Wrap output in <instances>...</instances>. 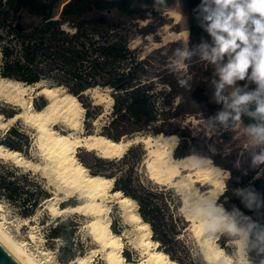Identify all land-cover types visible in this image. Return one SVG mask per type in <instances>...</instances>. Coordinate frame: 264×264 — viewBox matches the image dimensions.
<instances>
[{"label":"rangeland","instance_id":"obj_1","mask_svg":"<svg viewBox=\"0 0 264 264\" xmlns=\"http://www.w3.org/2000/svg\"><path fill=\"white\" fill-rule=\"evenodd\" d=\"M134 4L140 7L150 6L141 3L139 0H134ZM154 8L156 12L153 15L142 18L118 15L117 12L109 13L114 19L123 22L120 33L123 36L129 35L128 47L134 50L139 58L144 57L152 50H159L150 57L147 66L149 72L143 78L148 82L146 92H148L151 102L152 122L143 127H137L124 119L112 121L115 117V110L112 108V88L96 85L81 92L79 97L75 95L82 107V102H90L91 104L89 109L91 113L88 118L85 116V108L83 107L84 112L78 134L96 133L111 138L117 136V139L157 133L176 134L180 137L181 142L174 150V155L190 154L192 149H196L211 156L214 164L222 169L234 170V163L237 159L238 150L242 147V141L234 140L229 146L232 153L225 156L223 155V147L226 146L225 143L231 140V134H225L223 137L211 136L209 139L212 141L207 140L205 138L206 130L201 123L203 115L198 108L195 112L175 116L164 113L167 108H170L169 111L171 112L183 95L191 92V90L179 88L166 67V61L171 50L176 46L175 42L179 39L163 40V37L168 33H178L185 30L183 13L185 15L186 13L178 0H173L167 6L154 5ZM23 19L30 20L27 16H23ZM206 68H208L207 65L195 61L190 66L189 72L194 77L193 88L199 86L207 100L211 101L209 84L211 76L204 72ZM167 79H171L175 84L171 87L172 91L165 95L160 92L158 85ZM41 84L49 87L57 86L45 80L41 81ZM32 85L31 88L27 87L24 98L31 100L33 108H40L47 102L48 96L39 92L38 86ZM60 87L69 92L65 87ZM59 93H62V90ZM119 95V97L127 96L126 92H120ZM110 97L112 98L111 104L109 102ZM0 114V120L3 123L0 125V140L12 142L21 148L14 149L20 151L25 159L37 164V166H33L30 162L24 164L13 162L8 158H0V174H9L6 180L12 181L10 188H17L18 192V195L15 196L16 199H8L4 196L8 190L0 188V221H4L3 226L17 240L23 241L26 248L43 264H77L75 259L78 256L90 254H92L90 264H105L100 249L92 252L99 247L88 232V216L74 211L62 212L53 216L46 209L45 205L49 202L47 199L51 196H61L64 194L65 188L51 173L49 166H43L47 158L37 143V128L24 117L22 105L9 99L6 94L0 93ZM15 114H17L15 118L8 120ZM11 127L15 128V132L9 135L7 131ZM52 127L63 133L71 130L62 121H56ZM212 142L217 143L220 154L213 156L208 152L207 143ZM1 144L7 146L4 143ZM146 152L143 144L137 142L130 145L124 154L118 158H102L95 151L85 150L83 147L76 148L75 154L80 162L87 167L89 173L93 174V172L102 169L101 175L113 177L112 189H119L122 193L135 199L137 210H142L146 215L147 222L155 225V231L151 232V238L154 235L158 238L164 237L167 241V245L163 246L156 240L158 247L170 248L177 258L182 259L183 264H201L198 259L201 233L185 219L172 194L173 187L157 183L150 177V170L144 160L147 157ZM100 160H113V162L104 163ZM244 165L248 167L247 162ZM10 170H14V172L9 173ZM254 171V176H256V170ZM28 193L39 198L40 203L32 214L24 215L22 213L24 208L22 200L26 198ZM223 199L225 198H220L219 202L222 203ZM81 200L75 196L68 197L58 201V206L77 204ZM109 215L111 228L117 233L122 232L123 234L122 253H126L129 259L137 261L146 258L140 251V247L135 246L137 231L123 221L121 212L115 204L111 205ZM56 225H61L62 236L56 237L52 234L51 229ZM31 233L34 235L33 238L29 237ZM220 246L227 247L223 241L220 242ZM169 252L166 253L170 257ZM70 254L73 256L69 257ZM141 264L151 263L143 260Z\"/></svg>","mask_w":264,"mask_h":264},{"label":"clouds","instance_id":"obj_2","mask_svg":"<svg viewBox=\"0 0 264 264\" xmlns=\"http://www.w3.org/2000/svg\"><path fill=\"white\" fill-rule=\"evenodd\" d=\"M155 6H167V0H155ZM183 18L185 34L171 50L167 71L179 88L190 91L192 63L212 68L211 101L219 107L206 118L202 112L205 138L230 133L231 140L223 147L225 156L232 153L229 146L234 140L242 141L234 167L241 169L247 162L249 169L256 170L254 179H259L264 175V0H200L191 18L184 13ZM190 19L205 34L197 43L191 41ZM158 87L165 95L172 91L164 81ZM164 141L172 153L181 142L178 136ZM207 149L213 156L220 154L215 142L207 143ZM174 163L212 174L213 183L204 187L181 175L172 189L182 214L202 225L201 264H264V193L251 185L232 190L244 208L255 213L246 215L235 205L226 208L219 202L228 190L231 172L215 166L211 156L192 149ZM216 183L222 187H214ZM221 241L227 247L220 246ZM209 244L218 245L213 253L208 252Z\"/></svg>","mask_w":264,"mask_h":264},{"label":"trees","instance_id":"obj_3","mask_svg":"<svg viewBox=\"0 0 264 264\" xmlns=\"http://www.w3.org/2000/svg\"><path fill=\"white\" fill-rule=\"evenodd\" d=\"M139 1L150 6L140 7L134 4V0H0V76L25 84L45 80L65 87L78 97L89 87L109 86L112 88V108L115 110L112 121L124 119L137 127L149 124L153 120L152 108L146 92L148 82L143 78L148 75L150 57L159 50H152L139 58L137 53L128 47L129 35L123 36L120 33L123 22L109 15L110 12H117L118 15L142 18L156 12L155 0ZM178 1L189 18L192 16V9L200 2ZM172 2L173 0H167V5ZM23 16L29 17L30 20H24ZM190 30L192 43H197L200 37L205 35L194 19H190ZM204 72L211 76L212 68L208 66ZM165 82L171 87L175 84L171 79ZM120 92H126L127 96L119 97ZM191 92L183 95L171 112L170 108H167L164 113L175 116L195 112L197 106L191 98ZM82 105L88 118L91 104L82 102ZM14 132V127L7 131L9 135ZM113 138L117 139V136ZM1 143L10 149H21L9 141L0 140ZM101 171L102 169L93 174H100ZM10 172L13 173L14 170ZM230 172L231 179L227 181L228 190L221 197L225 198L222 203L226 208L235 205L246 215L255 216V213L244 208L232 190L251 185L264 193V175L254 179L255 171L244 164L241 169L235 168ZM7 176L9 174H0V188L8 190L4 195L6 198L16 199L17 188H10L13 182L7 181ZM22 202L24 215L32 214L40 203L39 198L31 193H28ZM138 213L141 219L147 222L145 213L140 209ZM148 224L151 232H154L155 225L151 222ZM51 232L56 237L63 235L61 225L54 226ZM152 238L159 241L160 245H167L164 237L152 235ZM156 247L165 253L170 251L168 257L176 260L178 264H183L182 259L177 258L170 248ZM123 254L129 259L126 253ZM72 256L73 254L69 255Z\"/></svg>","mask_w":264,"mask_h":264},{"label":"bare ground","instance_id":"obj_4","mask_svg":"<svg viewBox=\"0 0 264 264\" xmlns=\"http://www.w3.org/2000/svg\"><path fill=\"white\" fill-rule=\"evenodd\" d=\"M184 34L185 30L178 33H168L163 37V40L182 39ZM34 85L39 87V92L48 96L47 102L40 108H33L31 100L24 98L27 87H33L32 84H24L21 81L0 76V93L6 94L9 99L22 105L24 117L37 128V143L47 158L43 166H49V170L52 171L50 172L65 188L64 194L61 196H51L47 199L49 202L45 206L49 213L57 216L62 212L74 211L88 216V232L99 247L92 252L100 249L105 264H141L143 260H147L151 264H178L156 247L157 242L151 238L149 224L141 219L137 211L136 201L124 195L121 190L111 188L113 177L89 173L87 167L77 158L76 148L83 147L85 150L95 151L100 157L112 158L122 156L130 145L141 142L147 151V157L144 160L150 170V177L157 183L173 188L175 187L174 182L181 175H185L193 185L206 186L213 183L212 174L209 171L181 168L174 163V161L189 155H174L167 146L164 137L177 136L176 134L157 133L137 135L132 138L121 137L120 139L96 133L78 134L84 108L80 105L77 97L64 91L60 86L49 87L41 84V82ZM60 90L62 93H59ZM109 102L112 103L111 97ZM16 115L9 117L8 120H12ZM56 121H62L72 131L63 133L53 128L52 124ZM1 124L3 123L0 120ZM0 158H8L13 162L24 164L30 162L22 156L20 151L10 149L3 144H0ZM32 164L37 166L36 163ZM215 166L218 165L215 164ZM213 186L222 187L219 183ZM73 196L82 200L73 205L58 206V201ZM112 204L119 208L123 221L137 231V233L135 232L138 234L135 246L140 247V251L145 255L146 258L143 260L127 259L122 253L123 234L122 232L117 233L110 226L109 211ZM184 216L202 234V225L191 217ZM3 223L4 221H0V244L20 264H43L26 248L23 241L17 240L6 230ZM29 237L33 238L34 235L31 233ZM199 239L201 242V237ZM207 247L208 252L213 253L218 245L209 244ZM221 254L215 252L217 256ZM91 255L78 256L75 262L77 264H90Z\"/></svg>","mask_w":264,"mask_h":264},{"label":"water","instance_id":"obj_5","mask_svg":"<svg viewBox=\"0 0 264 264\" xmlns=\"http://www.w3.org/2000/svg\"><path fill=\"white\" fill-rule=\"evenodd\" d=\"M191 98L195 104L199 107L201 113L203 112L205 117L217 110L219 106L210 103L207 97L202 93L199 86H195L191 92ZM247 123V121H245ZM0 264H20L18 260L0 244Z\"/></svg>","mask_w":264,"mask_h":264},{"label":"flooded vegetation","instance_id":"obj_6","mask_svg":"<svg viewBox=\"0 0 264 264\" xmlns=\"http://www.w3.org/2000/svg\"><path fill=\"white\" fill-rule=\"evenodd\" d=\"M208 101L210 102V103H213L212 101H210L209 99H208ZM194 104H195V102H194ZM196 105V104H195ZM197 106V105H196ZM197 108L199 109V107L197 106ZM199 112L201 113V111H200V109H199ZM202 114V113H201ZM209 114H211V113H209ZM203 115V114H202Z\"/></svg>","mask_w":264,"mask_h":264}]
</instances>
